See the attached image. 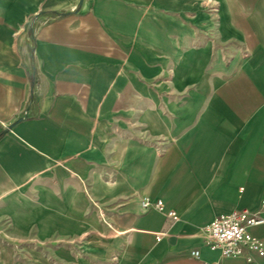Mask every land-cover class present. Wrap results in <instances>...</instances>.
<instances>
[{"label":"crops","instance_id":"1","mask_svg":"<svg viewBox=\"0 0 264 264\" xmlns=\"http://www.w3.org/2000/svg\"><path fill=\"white\" fill-rule=\"evenodd\" d=\"M263 197L264 0H0V264H264Z\"/></svg>","mask_w":264,"mask_h":264},{"label":"built area","instance_id":"2","mask_svg":"<svg viewBox=\"0 0 264 264\" xmlns=\"http://www.w3.org/2000/svg\"><path fill=\"white\" fill-rule=\"evenodd\" d=\"M142 207L162 210L163 204L159 200L145 199L142 201ZM260 211H264V197L261 198L258 209L242 208L215 216L204 228L207 246L211 250H218L222 257H242L248 262L263 257L264 242L249 232L251 226L264 222ZM166 215L174 217L176 214L174 210H168ZM191 255L199 257V251L192 250Z\"/></svg>","mask_w":264,"mask_h":264}]
</instances>
